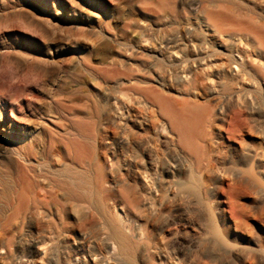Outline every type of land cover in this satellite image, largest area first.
<instances>
[{"label":"rangeland","instance_id":"obj_1","mask_svg":"<svg viewBox=\"0 0 264 264\" xmlns=\"http://www.w3.org/2000/svg\"><path fill=\"white\" fill-rule=\"evenodd\" d=\"M0 264H264V0H0Z\"/></svg>","mask_w":264,"mask_h":264},{"label":"bare ground","instance_id":"obj_2","mask_svg":"<svg viewBox=\"0 0 264 264\" xmlns=\"http://www.w3.org/2000/svg\"><path fill=\"white\" fill-rule=\"evenodd\" d=\"M219 12V11H218ZM212 16V14H211ZM217 16V15H216ZM217 19V18H216ZM214 21V20H213ZM221 29V28H220ZM47 38H48V47L51 49V46L50 44L51 43H54L57 41L56 38H54V36L47 32ZM201 49L203 48H206V47H200ZM222 58V57H221ZM237 62V61H236ZM200 63H205V60L203 61H200ZM87 68H90V64L88 63L87 64ZM241 68V67H240ZM243 68V67H242ZM47 68H45L46 70ZM214 69V68H213ZM201 76V75H200ZM130 79L134 80V83H132L130 86H129V90L130 91H133L135 92L136 94H138L139 96H142L144 98H146L149 102H151L153 105H158L160 107H163L164 106V103L165 100L160 96V94H158L156 92V90L153 88V87H149V86H143L141 85V80L139 79V77H137V75L133 74ZM199 80V78H193L192 79V82L193 83H196V81ZM233 88L232 85H228L226 84L224 86V91L226 92H233ZM129 100V99H128ZM147 104V103H146ZM146 107H151V106H146ZM221 108H224V106H222ZM187 122L190 124L189 121H185L184 118L183 119H175V127L182 130V128L187 125ZM181 132V136H182V131ZM186 134V133H184ZM124 139L127 138L126 136L123 137ZM181 138V137H180ZM182 143L184 144L185 147H189L188 143L185 141V139L182 140ZM203 154L201 156L198 155V163L199 165L203 164L205 162V156L207 157V160H210V155H211V152L213 151L212 148H210L209 146L207 145H204L203 146ZM136 151V150H135ZM196 151V150H195ZM131 152V151H130ZM131 155V159L134 161V162H139V159L137 156H135L134 154H130ZM247 161L250 160L251 158V154L248 153V157H246ZM200 165V166H201ZM105 163H102L101 164V169L99 171V174H98V183L100 184H103L105 181H107V172H104V169H105ZM110 170L111 172H114L116 173V169L113 167V166H110ZM144 176L146 179H149L153 182L154 179L152 177H150L149 173L145 170H142ZM124 175V174H122ZM154 184V183H153ZM159 186H156V193L157 191H160V189L158 188ZM111 190V189H110ZM140 190V189H139ZM88 192V191H87ZM90 192V191H89ZM94 192V191H93ZM86 196V195H85ZM131 196L128 195V191L127 189L123 188V189H120V198H121V201L122 203H124V205L127 207V208H131V207H135V206H138V202L136 201V199H132L130 198ZM109 230H110V234H109V239L112 241V243L118 245L121 249L122 252H125L128 256L130 255V250H131V242H130V239L129 237L120 229V227H118L116 224H114L113 222H109Z\"/></svg>","mask_w":264,"mask_h":264}]
</instances>
